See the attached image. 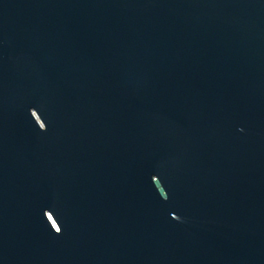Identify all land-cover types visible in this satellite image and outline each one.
Returning a JSON list of instances; mask_svg holds the SVG:
<instances>
[{
	"label": "water",
	"instance_id": "1",
	"mask_svg": "<svg viewBox=\"0 0 264 264\" xmlns=\"http://www.w3.org/2000/svg\"><path fill=\"white\" fill-rule=\"evenodd\" d=\"M0 264H264V0H0Z\"/></svg>",
	"mask_w": 264,
	"mask_h": 264
}]
</instances>
